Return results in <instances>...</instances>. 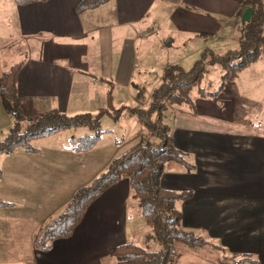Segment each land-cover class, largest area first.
Here are the masks:
<instances>
[{"label":"crops","instance_id":"1","mask_svg":"<svg viewBox=\"0 0 264 264\" xmlns=\"http://www.w3.org/2000/svg\"><path fill=\"white\" fill-rule=\"evenodd\" d=\"M0 1H8L7 9L17 18L25 53V59L17 62V90L22 109L33 114L95 113L108 102L114 107L127 102L129 107H145L156 86L149 87L144 97L139 90L141 85L151 84L145 78L148 70L136 68L139 55L142 62L148 46L162 50L163 60L157 52L155 55L163 62L164 50L168 52V46L178 44L184 36L200 39L198 51H222V42L237 43L243 13L242 0H107L81 10L77 9L81 0L26 5ZM258 60L251 65L259 63L263 76L248 77L245 88L240 75L254 66L242 70L216 94L199 95L200 102L212 104L203 110L193 113L188 108L169 107L173 143L186 153L193 168L187 171L181 164H170L164 169L161 185L191 190L190 198L178 203L182 225L218 247L175 241L174 264H264V123H248L264 112V60ZM173 64L179 65L177 60L161 64L152 82L160 80L163 70ZM255 82L263 86H255ZM228 83L233 84L231 91L226 90ZM231 106L237 110L234 122L227 121L223 113ZM117 121L132 131L142 129L130 113ZM131 132L126 133L127 141L137 139L138 133ZM58 146L50 143L48 153L40 155L32 148L35 154L25 156L24 166L19 168L23 177L0 189V198L8 203L0 206V212L3 207H21L22 201L41 206L42 198L49 205L45 215L33 220V246L40 227L97 174L88 173L90 164L80 166L84 160L73 146L55 149ZM114 154L109 151L103 157L104 167ZM130 201L126 179L110 186L87 207L71 236L54 240L48 251L33 248L34 264H102L114 246L134 236L127 228ZM2 224L0 219V234L7 229ZM14 224L18 223L14 221L12 228ZM16 234L13 229L6 231L5 241Z\"/></svg>","mask_w":264,"mask_h":264},{"label":"trees","instance_id":"2","mask_svg":"<svg viewBox=\"0 0 264 264\" xmlns=\"http://www.w3.org/2000/svg\"><path fill=\"white\" fill-rule=\"evenodd\" d=\"M13 1L17 5H26L45 0ZM105 1L107 0H81L77 9L94 7ZM241 6L243 11L247 7H252L254 11L248 22L239 25L237 46L224 52L204 50L188 69L178 64L167 66L163 70L160 83L152 90L151 102L145 107H114L108 102L106 107L95 113L67 115L49 111L28 118L22 109L17 90L20 64L14 63L0 74V101L13 118L12 126L0 138V153H10L19 146L30 149L28 144L33 138L51 135L69 127L83 126L88 132L76 138L74 149L79 152L92 149L101 136L110 131L102 127L104 115L117 121L124 113L133 114L147 133L145 135L140 132L135 142L122 153L114 155L101 172L73 192L62 212L49 218L35 236L34 247L37 250L48 251L54 240L71 236L91 202L123 179L128 181L130 199L135 201L150 231L143 244L127 240L114 246L109 253L114 264H174L175 241H181L188 246L207 245L218 248L182 225L178 203L190 198L191 190L168 189L161 185L167 163L181 164L187 171L193 168L186 153L174 145L169 127L163 119L170 106L187 108L193 105L190 91L195 85H198L197 93L204 96L200 83L210 67L218 65L221 71L220 82L210 93L214 95L223 89L226 82L234 80L242 70L261 55L264 56V0H242ZM6 204V201L0 200V206ZM150 240L153 241L151 245Z\"/></svg>","mask_w":264,"mask_h":264},{"label":"rangeland","instance_id":"3","mask_svg":"<svg viewBox=\"0 0 264 264\" xmlns=\"http://www.w3.org/2000/svg\"><path fill=\"white\" fill-rule=\"evenodd\" d=\"M4 2L6 3L0 1V74L4 72L11 64L17 63L18 61L25 59V53L23 51L24 45L23 42L20 40L22 38H20L16 26L17 24L16 15L12 16L10 14L9 9H7V4L9 3L8 1H4ZM1 12L4 13V16H1L2 14ZM8 16L9 19L7 20L6 18ZM212 43H213L212 41H209V43L207 44L209 48H212ZM229 43L230 42L228 43L222 42L220 44V47L222 49L221 52H224L227 49H233L237 46V43L235 44V46H233L232 43L230 44ZM199 44H200L199 38H195L192 36L182 37L181 41L178 44L172 43L168 46L170 47V50L168 52L164 50V54L166 56L164 62L161 60H156L157 56L155 55V52H157L160 55V58L163 60V58L161 57V55L163 54L162 50L155 49L154 51V49H152L151 46H148L143 53L144 60L142 62L140 61V55H139V61L137 62V68H136V70H141V69L145 71L148 70V73L145 75V78H147L151 83L149 84L147 82L148 84H145L144 87H142L141 84H138V86L141 85L140 87L141 90L138 89L139 91H141V94H143V96L145 97L149 87L157 86L160 83V80L158 79L154 80V82H152V80L155 79L154 78L155 74L161 68V64L169 63L172 60H177L179 65L182 66L184 69L190 68L193 62L198 58H200L201 56L202 53L201 50L200 51L197 50ZM259 59L260 60H258L257 62H263L264 56L261 55ZM258 64L251 65L254 67H250L251 68L249 69L250 71L246 69L241 73L242 75H240L241 76L240 81L242 88H245V86L247 85L248 77H255L259 79L261 76H263V74L261 73L262 70L260 69V66ZM220 74L221 71L218 65H214L209 68V71L204 75L200 83V88L202 93H204V95L214 91V89L217 87V85L220 82ZM254 84L255 86L256 85H259L261 87L263 86L262 83L255 82ZM232 86H233L232 83H228L226 85V90L231 91ZM197 90H198V85H195V87L191 89L190 95L193 98V105L187 107L188 109H190V112L193 113L195 111L196 112L199 111V109L203 110L206 106L212 105L209 101L204 100L200 102L198 100L199 94L197 93ZM229 96L231 97V95ZM127 104L128 102L123 103L121 106L124 105L126 106ZM23 111L28 118H32L41 114L38 112L33 114L30 111V109H26V108ZM172 112L173 111L169 110V108L165 111V116L163 121L167 125H169V120H170L169 115ZM223 113H225V115H227V117L229 118L227 121L234 122L237 120V110L236 109L233 110L232 106L230 108H225L223 110ZM241 118L243 119V117ZM247 121H249V119H247ZM252 122L264 123V112L263 115L251 117L248 123H252ZM12 124H13L12 116L6 112L0 101V138L6 135ZM102 127L108 129L110 128L112 129V131L109 133L108 132L104 133L105 135L99 139L97 144L92 149L80 151V154L78 155L81 160L82 159L84 160L83 162H79L82 168L83 166H86L87 168L89 166L87 164H90L88 169V173L90 174L99 173L105 168L102 159L103 157H105V155H109V151L115 153L114 155L120 154L125 149H127V147H129L133 142L136 141L135 139L127 141L126 133L131 132L132 129L124 128L122 123L112 120L109 115L103 116ZM133 131L134 133L136 132L139 134L140 132H142L143 134L147 135L146 131L143 128L140 129L139 132L136 130ZM133 131L131 133H133ZM87 132L88 129L84 126L69 127L60 130L58 132H55L51 135L31 139L28 144L30 149H27V147L24 146H19L16 147L10 153H0V169H1L0 189L3 190L8 184H10L11 181L14 180V178L23 177L22 173L19 171V168L24 166L23 158L25 156L27 155L30 156L35 154L32 151L33 149L35 148L38 149L39 152L37 153V155H40V154L48 153L49 147L47 146H49L50 143L59 144L58 147H55V149L57 150H63L66 148L65 146L74 147L76 138ZM170 164L173 163H167L165 165V168L168 169V166ZM29 196L31 197L32 195ZM23 199L25 198L22 197V200ZM0 200L2 199L0 198ZM21 203L22 206L19 208L10 209L8 207L5 208L3 207L2 209L3 211L0 212V219L3 222L1 226H3V228H7V229H3V232H1L0 234V264H34L35 263L34 249H33L34 246L32 240H30L31 239L30 234L35 228L32 225L34 223L33 220L40 219V217L42 215H45L44 213L50 207L44 198H42L41 206L33 205L32 207L31 206L32 204L25 201H22ZM63 208L64 206L62 207L61 210L55 212L54 217L59 215L62 212ZM127 219H128V223H127L128 233H130L132 230L134 235V236H130L129 239L139 244L145 243L147 240V233L150 231V228L148 225H146L145 221L140 215L135 205V201L129 202V206L127 208ZM11 221L13 223L14 221H16L18 224L17 225L14 224V227L12 228L11 226L13 223ZM41 228L42 226L40 227V229ZM12 229L17 232L16 236L15 237L10 236L9 241H5V232L6 231L11 232ZM152 242L153 241L150 240L149 244L151 245ZM102 264H114V261L110 256H108L103 258Z\"/></svg>","mask_w":264,"mask_h":264},{"label":"water","instance_id":"4","mask_svg":"<svg viewBox=\"0 0 264 264\" xmlns=\"http://www.w3.org/2000/svg\"><path fill=\"white\" fill-rule=\"evenodd\" d=\"M253 8L252 7H247L245 8V10L243 11L241 18H240V22L241 24H244L245 22H248L253 14Z\"/></svg>","mask_w":264,"mask_h":264}]
</instances>
